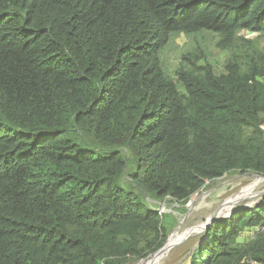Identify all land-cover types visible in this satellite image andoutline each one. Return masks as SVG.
Wrapping results in <instances>:
<instances>
[{
  "label": "trees",
  "instance_id": "16d2710c",
  "mask_svg": "<svg viewBox=\"0 0 264 264\" xmlns=\"http://www.w3.org/2000/svg\"><path fill=\"white\" fill-rule=\"evenodd\" d=\"M180 37L195 42L171 65ZM249 173L264 0H0V264L145 259L176 225L145 199L184 214ZM188 264H264V199L214 221Z\"/></svg>",
  "mask_w": 264,
  "mask_h": 264
},
{
  "label": "rangeland",
  "instance_id": "374dc122",
  "mask_svg": "<svg viewBox=\"0 0 264 264\" xmlns=\"http://www.w3.org/2000/svg\"><path fill=\"white\" fill-rule=\"evenodd\" d=\"M199 40L201 42H206L207 48L211 51L210 59L214 63L215 68L219 72H221L222 65L227 59V53L216 49L213 46V41L209 37H205L202 39L199 38ZM193 42L195 41L192 38L180 37V38L175 39L174 42L171 43L169 45V48L167 49L166 56H167L169 63L171 65H174L175 63H177L181 52L188 49V47H191ZM255 179L256 178L252 176H248L246 174L245 175L229 174V175L223 176L222 178L218 179L212 184H209V185L206 184V187H204L201 190V192L193 195L190 198L189 203L186 205L187 215L186 213L184 214L180 213L176 205L168 206L164 204V202H158V201L152 202V201H149L148 199H145V201L149 205L154 206V208H156L160 212L171 214L176 218V223H175L176 225L170 231V234H171L179 226L180 222H182V220H184L189 214L190 216L187 218V220L189 218L190 219L184 222L183 228L192 227L193 224L197 222V220L199 219L200 214L208 210L209 208L218 207L219 205L222 204L223 201H226L230 199L231 197H234L242 190L250 188V186L252 185ZM253 192L258 193L259 196H257L255 199H251V201L249 200L241 201L242 204L240 203V205L237 206V208L248 206V205L251 206V205H255V203L256 204L259 203L261 200V197L264 196V182L263 184L262 183L257 184ZM228 215L229 214L224 215L223 217H227ZM198 221L205 222V219H199ZM203 233H204V228L198 231L191 238H187L185 240L179 241L175 245L171 246L168 253L166 254L164 258L163 264H188V258L193 253V251L196 249V247L203 241V237L205 235V234L203 235ZM251 234L252 233H248V236H250ZM136 262L132 261V262H129L128 264H135Z\"/></svg>",
  "mask_w": 264,
  "mask_h": 264
},
{
  "label": "bare ground",
  "instance_id": "6f19581e",
  "mask_svg": "<svg viewBox=\"0 0 264 264\" xmlns=\"http://www.w3.org/2000/svg\"><path fill=\"white\" fill-rule=\"evenodd\" d=\"M263 182H264V179L256 178L254 180V182L252 183V185L250 186V188L242 190L237 195H235L234 197H231L230 199H228L226 201H223L222 204L219 205L218 207L209 208L208 210H206L203 213H201L199 219H205V222H202V221L200 222V221H198L199 220L198 219L197 222H195L192 227L183 228L184 222L190 216V214H189L184 220H182V222H180L179 226L171 234L168 243L166 244V246L163 249L159 250L155 254L150 255L149 257H147L144 260L137 261L135 264H163L164 263V258L166 256V254L168 253V251H169L171 246L175 245L179 241L185 240L187 238H191L198 231H200L202 228L205 229V226H206L205 224L208 223L211 218L220 217V216L223 217L224 215L229 214L232 210L236 209L237 206L240 205L241 201H245V200L251 201V199H255L257 196H259V194L258 193H254L253 191H254V189H255L257 184H259V183L263 184Z\"/></svg>",
  "mask_w": 264,
  "mask_h": 264
},
{
  "label": "water",
  "instance_id": "95a60500",
  "mask_svg": "<svg viewBox=\"0 0 264 264\" xmlns=\"http://www.w3.org/2000/svg\"><path fill=\"white\" fill-rule=\"evenodd\" d=\"M246 175H248V176H252V177H254V178L264 179L263 176L256 175V174H250V173H249V174H246ZM263 199H264V196L261 197V200H263ZM261 200H260V201H261ZM188 203H189V202H188ZM255 204H256V203H255ZM253 206H254V205L239 207V208H237V209L231 211L227 217H213V218H211V219L209 220V222H208V223L206 224V226H205L204 234L207 233L208 228L212 225V223H213L214 221H216V220H220V219L228 218V217H230V216H231L235 211H237V210H241V209H249V208H251V207H253ZM186 215H187V213H186ZM171 234H172V233H171ZM171 234L168 235V237L166 238V241H165L164 245H163L162 248H160L159 250L163 249V248L166 246V244H167L168 241H169V238H170ZM159 250H157L155 253H157ZM155 253H153V254H155ZM150 255H152V254H150ZM150 255H149V256H150ZM149 256H148V257H149ZM146 258H147V257H146ZM146 258H145V259H146ZM142 260H144V259H142ZM139 261H141V260H139Z\"/></svg>",
  "mask_w": 264,
  "mask_h": 264
}]
</instances>
